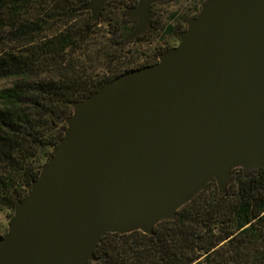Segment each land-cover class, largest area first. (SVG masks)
I'll return each instance as SVG.
<instances>
[{
    "label": "water",
    "instance_id": "1",
    "mask_svg": "<svg viewBox=\"0 0 264 264\" xmlns=\"http://www.w3.org/2000/svg\"><path fill=\"white\" fill-rule=\"evenodd\" d=\"M110 0L80 10L97 21ZM126 9L131 42L148 30L152 4ZM178 43L70 103L65 129L16 200L0 264H88L106 233L174 220L231 170L264 172V0H205Z\"/></svg>",
    "mask_w": 264,
    "mask_h": 264
},
{
    "label": "trees",
    "instance_id": "2",
    "mask_svg": "<svg viewBox=\"0 0 264 264\" xmlns=\"http://www.w3.org/2000/svg\"><path fill=\"white\" fill-rule=\"evenodd\" d=\"M86 2L0 0V212L8 222L62 137L70 103L168 49L142 48L155 30L171 31L154 19L160 2L145 34L128 43L134 22L125 13L137 0L108 1L97 21L80 10ZM103 254L88 264H264V172L231 170L221 196L210 181L151 235L106 233L94 250Z\"/></svg>",
    "mask_w": 264,
    "mask_h": 264
},
{
    "label": "rangeland",
    "instance_id": "3",
    "mask_svg": "<svg viewBox=\"0 0 264 264\" xmlns=\"http://www.w3.org/2000/svg\"><path fill=\"white\" fill-rule=\"evenodd\" d=\"M199 7L200 0H168L160 2L154 8V19L157 21L158 27L161 26L164 29L166 28L165 25L169 24L172 28L170 32L155 30L154 33L150 34L148 37L149 42L142 45L145 53L150 55L155 50H162L176 43L177 38H173L172 35L185 29V20L196 15ZM2 85H4V82L0 81V86ZM6 216H8V212L2 210L0 212L1 234L8 223Z\"/></svg>",
    "mask_w": 264,
    "mask_h": 264
},
{
    "label": "flooded vegetation",
    "instance_id": "4",
    "mask_svg": "<svg viewBox=\"0 0 264 264\" xmlns=\"http://www.w3.org/2000/svg\"><path fill=\"white\" fill-rule=\"evenodd\" d=\"M186 21V20H185ZM177 38V37H176ZM171 47H173V45H170V46H168V48H171Z\"/></svg>",
    "mask_w": 264,
    "mask_h": 264
}]
</instances>
